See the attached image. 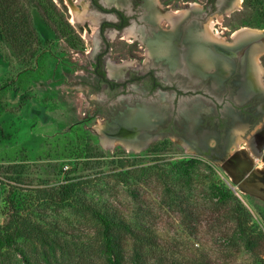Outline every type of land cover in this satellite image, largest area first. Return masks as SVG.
<instances>
[{"label": "rangeland", "instance_id": "rangeland-1", "mask_svg": "<svg viewBox=\"0 0 264 264\" xmlns=\"http://www.w3.org/2000/svg\"><path fill=\"white\" fill-rule=\"evenodd\" d=\"M53 1L71 26L76 47L60 36L54 38L31 4L28 8L40 39L36 57L20 63L0 38V86L5 84L0 90V126L8 135L7 138L0 136V225L7 219V195L14 199L23 215L31 213L34 221H40L35 216L43 211L45 202L39 204L35 190L56 186L63 169L88 159L92 164L80 169L84 178L90 180L85 185L86 195L114 206L132 227L146 235L139 264H253L256 259L264 258V194L249 189L248 183L243 184L248 176L240 171L234 173L231 164L225 163L228 156L224 160L210 159L189 147L196 141L192 134L199 129L198 125L222 130L224 117L218 125L215 114L197 115L196 122L187 127L192 131L190 138L184 137L190 145L182 140L183 117L173 111L159 125L152 124L155 118L147 114L146 122L150 126L137 128V132L151 136L138 145H133L140 139L133 125H125L123 131L119 126L106 130V124L114 119L123 101L131 104L136 99L147 98L146 95L155 94L156 88L145 76L128 83L125 89L110 88L99 82L92 73L94 54L102 42L95 41L99 19L94 10L88 0ZM155 1L160 6V13L156 11L158 27L167 29L173 17L188 12L187 2L201 8L205 0ZM236 6L235 11L226 8L225 13L214 10L207 14L203 26L207 40L230 43L233 33L239 29L264 31V0H241ZM134 8V12L139 10ZM84 12L96 18L84 17ZM107 40L111 47L109 59L118 69L125 70L128 77L156 70L150 64L151 55L145 42L137 39L129 26L120 33L107 34ZM254 59L264 85V51ZM102 64L105 68V62ZM163 85L168 98L174 89L172 85ZM199 90L192 88L187 98L198 95L216 104L210 95L199 94ZM252 120L259 122L250 131L233 128L236 142L228 151L233 154L242 145L239 153L253 165L264 167V159L253 157L255 151L250 144L251 134L262 125L264 116L253 115ZM112 133H118L117 137H112ZM153 133L156 135L152 136ZM208 144L216 145L214 136L209 137ZM153 145L158 147L156 153L151 151ZM85 150L99 155L93 156L94 159L77 157ZM190 158L196 161L189 165L187 172L179 171V163ZM117 159L128 160L131 167L144 169L143 175L135 179L136 183L116 181L110 172H116ZM12 165L14 172L8 169ZM7 175L18 177L19 184L8 182ZM212 185L225 187L232 196L219 202ZM237 202L248 214L252 229L250 246L239 233L236 220L230 218L231 208ZM47 210L43 211L46 221L53 220V210ZM58 214L57 221L65 230L63 237L68 245H77L82 257L71 264H104L95 250L97 223L68 207ZM30 247L24 239L12 246H0V264H24L23 254L29 255ZM130 261L126 258L125 264Z\"/></svg>", "mask_w": 264, "mask_h": 264}, {"label": "flooded vegetation", "instance_id": "flooded-vegetation-1", "mask_svg": "<svg viewBox=\"0 0 264 264\" xmlns=\"http://www.w3.org/2000/svg\"><path fill=\"white\" fill-rule=\"evenodd\" d=\"M240 1L205 0L201 8L195 3L186 1L190 4L187 8L188 12L173 21L169 28L162 29L157 24L156 11L159 12L160 6L155 0H88L94 10L93 14H96L99 19L95 41L99 39L100 42L102 41L94 54L92 73L99 82L106 83L110 88L119 86L125 89L128 83L143 79L144 76L151 79L152 87L156 88L155 94H148L147 98L136 99L131 104L123 101V106L117 110L114 119L106 124V130H113L115 126H119V130L123 131L125 125H133L136 127L134 132L139 135L137 128L147 129L151 124L146 122L147 114L154 116L155 120L152 124L159 125L164 120L162 118L170 115L172 111L183 117L182 129L189 120L195 123L196 116L202 113L217 115L218 125L222 124L224 117L225 124H222V130L216 129L215 126L208 128L198 125L200 131L194 132L196 141L193 144L190 145V142L184 139L187 137L185 129L182 140L187 142L186 145L189 144V147L210 159L224 160L228 156L225 158V163L231 164L229 166H232L234 173L237 174L240 171L248 176V178L245 177L248 181H243V184L248 183L249 189L264 194V167L253 165L247 157L239 153L242 145L233 154L228 151L229 146L236 142L234 127H242L243 131H250L259 122L253 121L252 116H264V85L259 78V69L257 66L244 63V54L247 53L242 48L241 50L230 48L232 41L223 43L207 40L206 29L203 27L208 13L211 14L214 10L224 12L226 8L235 11ZM134 6L139 7V10L134 12ZM82 14L88 18L95 17L89 16L87 12ZM128 26L129 31L137 39L145 42L151 55L150 64L156 70H147L140 75L128 77L125 70L118 69L109 59L111 47L108 45L107 34L120 33ZM235 34L233 33V38ZM139 47L142 48V46ZM103 58H106L105 61ZM240 58H243L242 62ZM103 62H105V68ZM164 83L172 85L174 89L168 98ZM192 88H200L199 94L210 95L216 100V104L203 100L198 95H195V98L194 96L187 98ZM180 92L182 95L179 94ZM173 118L176 119V116ZM117 134L111 135L115 137ZM154 135L156 134L153 133L152 136ZM149 136L151 135L140 133L139 142L133 145H138L142 141L146 142ZM210 136H214L216 145L208 149L202 138L209 140ZM250 144L255 151L253 157L259 160L264 159V121L251 134Z\"/></svg>", "mask_w": 264, "mask_h": 264}, {"label": "trees", "instance_id": "trees-1", "mask_svg": "<svg viewBox=\"0 0 264 264\" xmlns=\"http://www.w3.org/2000/svg\"><path fill=\"white\" fill-rule=\"evenodd\" d=\"M28 4L37 10L44 24L52 31L54 38L60 36L70 46H77L71 26L59 13L53 0H0V38L20 63H26L36 57V47L40 41ZM4 86L5 84L0 86V90ZM0 136L8 137L1 126ZM157 148L153 145L151 151L156 153ZM98 155L87 153L85 150L78 153L77 157H98ZM118 160L114 168L116 172H110L116 177V181L125 184L136 183L135 179L143 175L144 169L131 167L128 160L125 162ZM90 161L80 160L68 169H63V176L56 186H42L35 190V199H38L39 204L45 202L43 211L47 212L48 208L53 210V220L46 221L43 211H40L35 218L38 216L41 220L34 221L31 213L27 216L23 215L14 199L7 195V219L0 225V246H12L17 240L24 239L31 244L30 254L27 256L23 254L24 264H71V261H75L81 254L76 244L68 245L63 237L65 230L57 221L59 210L68 207L97 223L98 240H96L95 250L102 257L104 264H125L126 258L131 260L130 264H139L141 249L144 245L142 240L146 235L132 227L114 206L105 201L99 203L86 195L85 185L90 180L84 178L80 169L89 167L88 164H92ZM195 161V158L182 160L179 163V171L186 173L189 165ZM8 169L10 172L15 171L14 165L9 166ZM99 173L103 174V171ZM6 180L12 184H19L16 182L18 177L12 178L7 175ZM212 189L219 202H225L232 196L225 187L212 185ZM31 197L35 203L33 195ZM229 214L230 218L236 220L239 233L246 237V244L250 246L249 234H252V229L248 223L246 210L237 202ZM253 264H264V258L256 259Z\"/></svg>", "mask_w": 264, "mask_h": 264}, {"label": "water", "instance_id": "water-1", "mask_svg": "<svg viewBox=\"0 0 264 264\" xmlns=\"http://www.w3.org/2000/svg\"><path fill=\"white\" fill-rule=\"evenodd\" d=\"M182 16L180 15V16L173 17L172 22L175 20H178ZM230 48H232L233 50L235 49L241 50L242 48V50L245 51V53H247V54H244V63H247L250 66L256 67V63L254 61L255 55H257V53L259 52L264 51V31L259 30V29H250V28L241 29L237 31L235 37L233 38L232 44L230 45ZM242 59L243 58H240L241 62H242ZM193 124L194 123L191 122V120H189L188 124L185 125L184 129L186 131V136L188 138H190L192 131H190V129H187V127L191 128ZM199 131L200 129H198V132ZM200 134L202 136V132H200ZM192 136H194L195 138L194 133L192 134ZM202 141L205 144V146L208 147V149L211 147L209 144L206 145L208 139L204 140V138H202Z\"/></svg>", "mask_w": 264, "mask_h": 264}]
</instances>
